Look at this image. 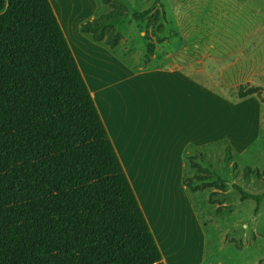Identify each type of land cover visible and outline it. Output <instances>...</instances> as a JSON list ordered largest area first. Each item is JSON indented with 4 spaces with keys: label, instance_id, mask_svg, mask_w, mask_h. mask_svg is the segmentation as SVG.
I'll list each match as a JSON object with an SVG mask.
<instances>
[{
    "label": "trees",
    "instance_id": "trees-1",
    "mask_svg": "<svg viewBox=\"0 0 264 264\" xmlns=\"http://www.w3.org/2000/svg\"><path fill=\"white\" fill-rule=\"evenodd\" d=\"M120 1L102 0L111 10L81 32L119 46L113 23L129 16ZM162 9L155 0L132 15L146 23V64L164 41L152 34L164 31ZM263 94L244 85L237 97ZM198 157L188 158L199 174L186 184L215 189L217 203L227 182L211 181ZM244 173L264 180V169ZM234 188L241 201L264 199ZM0 264H165L50 0H0Z\"/></svg>",
    "mask_w": 264,
    "mask_h": 264
},
{
    "label": "rangeland",
    "instance_id": "rangeland-1",
    "mask_svg": "<svg viewBox=\"0 0 264 264\" xmlns=\"http://www.w3.org/2000/svg\"><path fill=\"white\" fill-rule=\"evenodd\" d=\"M52 1L59 13L72 21L75 28L79 22L89 21L93 19L92 16L96 18L111 10V7L104 5L102 0ZM154 2L155 0L120 1L128 10L129 16L115 22L117 31L126 37L120 46L124 44V51H129L130 47H133L134 50H130L129 54L133 53L144 62L147 42L141 34L146 30V23L136 22L132 15L149 9ZM162 4L167 14L166 36L174 39L176 33L179 37L177 43L187 46L193 57L196 56L195 53H206L205 63L213 67L216 73L224 72L225 69L227 72L232 63L236 65L243 63L247 76L251 73L249 67L261 64V74L255 78V82L264 90V0H162ZM152 34L153 39L163 35L157 30ZM242 51L244 55L250 56V59L241 60L244 56H239V53ZM91 60L96 62L93 63L95 66L99 65L97 71L101 69L108 73L101 76L102 83L121 79L118 86L103 94L108 96L122 94L120 105L126 107L124 109L128 113L136 114L138 109L142 108L146 118L156 123L162 113L168 112L169 117L173 118L172 107L178 104L182 106L188 99L194 97L196 101L193 100V104L190 102L183 107L178 116L184 122V128L189 136L193 135L196 126L199 128L202 126L200 123H205L212 124L220 135L227 131L236 139L239 136L245 137V143L242 145L245 148L248 144L247 148L242 150L232 146L234 155L231 160L226 159L225 148H222L225 143L221 140L215 142L216 145L212 149L215 159L198 157L196 160L204 169L211 171L213 177L211 181L222 178L227 182L214 198L218 200L217 204L210 202V193L215 189L208 188L192 197L196 201L194 211L201 214V221L209 223V228L206 229L205 253L202 243H196L191 247L192 251L183 244L172 248L169 246L168 251L183 262L197 260L204 255L207 261H216L217 264H264V199L259 205L253 199L241 201V195L234 188V185H239L250 194L264 193V180L258 179L256 175L244 173L246 167L264 169V94L261 98L257 96L259 107L244 109L246 117L241 120L242 109H234V103L240 100L237 97L239 88L234 86L238 80L235 68L231 70L232 72L216 77L226 85V91L218 92V97L210 98L212 93L202 90L200 94L196 92L198 86H194L188 79L165 70L158 72L155 68L143 64L139 66L143 70L142 74L136 76L125 65L120 66L113 57L102 51L93 53ZM206 88L211 89L209 86H203V89ZM172 90H180L179 97L172 99L169 96ZM228 95H233L234 100L231 101ZM222 97L228 100L227 107L220 105ZM249 98L256 96L252 95ZM137 100L141 102L139 105L136 104ZM258 110L260 114L257 115ZM231 114L234 117L231 118ZM247 137L250 140H246ZM156 159H163L165 163L153 165L157 171L154 175L155 180L157 182L162 177L163 173L160 171L164 170L166 178L170 179V190L166 187L167 196L176 202V205L164 208H170L171 211L175 209L184 214L186 210L183 195L175 184V178L180 171L178 157L157 156ZM234 163L238 166L234 167ZM185 172L187 175L196 173L189 169ZM219 205H225L226 208L222 213L215 215L213 212ZM177 212L175 213L178 214ZM174 247L177 250H174Z\"/></svg>",
    "mask_w": 264,
    "mask_h": 264
},
{
    "label": "crops",
    "instance_id": "crops-1",
    "mask_svg": "<svg viewBox=\"0 0 264 264\" xmlns=\"http://www.w3.org/2000/svg\"><path fill=\"white\" fill-rule=\"evenodd\" d=\"M51 2L53 1L51 0ZM52 6L77 60L82 75L94 98L132 188L138 198L140 206L150 225L152 233L162 252L163 262L165 264H217L216 261H207L204 255L197 260L179 261L177 257L169 254L168 251L169 246H171V248L173 246L177 247L178 244H183L192 251L191 247H194L196 243H202V249L205 253L206 229L209 228V223L201 221V214L194 211L193 206L196 204V201L192 199V197L197 193H192L186 182L198 175L199 172L197 169L191 167L188 158L198 155L199 158L205 157L215 159L216 156L212 149L216 145L215 142L219 140L225 143L222 147L225 148V155L228 147L231 150V154L234 155L232 151L233 147L242 148V150L247 148L248 144L245 148L242 145L245 143V137L239 136V138L236 139L228 134L227 131L220 135V133L213 128L212 124L207 125L205 123H200L202 126L199 128L196 126L193 130L194 132L192 131L193 135L189 136L184 128V122H182L178 116L183 107L190 102L193 104V100L196 101L194 97L188 99L182 106L179 104L173 106L171 111L173 112V118L169 117L168 112L162 113L156 123L146 118L142 108H139L136 114L131 112L128 113L127 110L124 109L126 107L123 108L120 105L122 103V94H116L114 96L103 94V92L105 93L112 87L118 86L121 79L118 78L108 83H102L101 76H106L108 73L101 69L97 71L96 68L99 67V65L97 64V66H95L93 63L96 62L92 61L91 58L93 53L102 51V53L113 57L120 66L125 65V67L130 69L136 76L142 74L143 70L139 66L143 64L149 68H155L158 72L165 70L172 74H177L179 77L188 79L194 86H198L196 92L202 94V90H204L207 93H212L210 98H214L215 96L218 97V92L226 91V85L221 83L220 79L218 80L216 77L226 74L227 72H232L231 70L234 68L236 71V78H238L234 85L235 88H240V86L244 85L261 88V86H258L255 82V78L261 74V64L258 66L254 65L252 68L249 67L251 73L247 76L243 63L239 65L232 63V65L227 68V72H225V69L224 72L216 73L213 67L206 65V53H195L196 56L193 57L187 46H181L177 43L179 37L176 33L174 34V39L165 35L168 28L167 23H164L165 28L163 35L159 36L163 38L164 41L156 44V50L152 61L150 64H146V56L144 62L136 58L133 53L129 54L130 50H134L133 47H130L131 49L129 51H124V44L112 49L103 42L94 41L92 35L81 32L80 28L84 22H79L75 28L73 22L63 16L62 13L60 14L53 3ZM162 10L166 15L167 22L165 6H163ZM92 17L94 19V16ZM115 22L113 23L114 26ZM172 33L170 35H172ZM145 34L146 30L142 32L141 35L145 38ZM125 39L126 37L123 36L124 41ZM244 54L243 51L239 53V56H244L241 60L250 59V56ZM236 66H238V68ZM201 78L207 79L203 80ZM203 86H209L211 89H203ZM211 90L214 91L212 92ZM179 91L180 90H172L169 96L172 99L179 97ZM232 96L228 95V98L232 99L231 101L234 100ZM255 96L256 98H249L248 96L234 103V109H242L240 115L241 120H244L246 117L244 109L254 108L255 106L259 107L260 102L257 99V95ZM220 99L222 101L220 105L222 107H227L228 100L226 97ZM140 103V100L136 101L137 105ZM254 109H256V107ZM258 114H260L259 110L257 111V115ZM189 116L190 120H192L191 113ZM230 117L232 118L234 115L231 114ZM215 131H217V133ZM246 140L250 139L247 137ZM174 155L178 157L180 168V171L177 173L178 177L175 178V184H177L178 190L183 195L184 208L186 210L184 214H180L175 211V209L171 211L170 208H164V206L176 205L172 197L169 198L167 196L168 192L166 191V187H168L167 190H170V179L166 178L165 172H163L164 170L160 171L163 175L157 182L154 177L157 171H155L153 165L156 163L159 165L165 163V160H157L156 157L166 156L176 158ZM188 169L194 172L196 171V173L187 175L185 170ZM197 185H201V183L197 182L193 184V186ZM165 193L166 197H164ZM214 198L213 200L217 202L218 200ZM211 223L213 224V222ZM174 250L177 249L175 248Z\"/></svg>",
    "mask_w": 264,
    "mask_h": 264
}]
</instances>
